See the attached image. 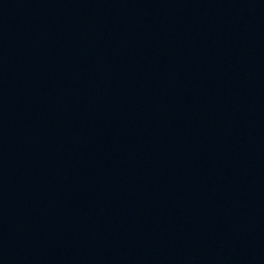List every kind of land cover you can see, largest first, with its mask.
Masks as SVG:
<instances>
[{
	"label": "water",
	"instance_id": "95a60500",
	"mask_svg": "<svg viewBox=\"0 0 264 264\" xmlns=\"http://www.w3.org/2000/svg\"><path fill=\"white\" fill-rule=\"evenodd\" d=\"M0 264H264V0H0Z\"/></svg>",
	"mask_w": 264,
	"mask_h": 264
}]
</instances>
